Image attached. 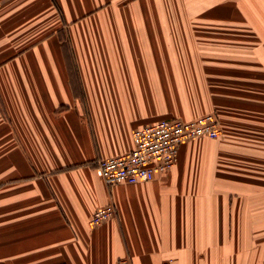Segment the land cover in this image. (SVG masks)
Returning <instances> with one entry per match:
<instances>
[{
    "label": "crops",
    "instance_id": "obj_1",
    "mask_svg": "<svg viewBox=\"0 0 264 264\" xmlns=\"http://www.w3.org/2000/svg\"><path fill=\"white\" fill-rule=\"evenodd\" d=\"M208 115L155 181L97 175ZM0 264H264V0H0Z\"/></svg>",
    "mask_w": 264,
    "mask_h": 264
},
{
    "label": "built area",
    "instance_id": "obj_2",
    "mask_svg": "<svg viewBox=\"0 0 264 264\" xmlns=\"http://www.w3.org/2000/svg\"><path fill=\"white\" fill-rule=\"evenodd\" d=\"M221 126L216 115L195 121H162L133 132V149L120 157L99 160L97 175L109 186L137 185L155 181L166 175L176 164L182 144L190 140L218 139ZM116 214L113 205L99 209L92 218L93 225H101Z\"/></svg>",
    "mask_w": 264,
    "mask_h": 264
}]
</instances>
